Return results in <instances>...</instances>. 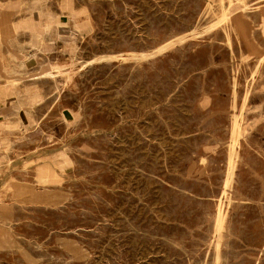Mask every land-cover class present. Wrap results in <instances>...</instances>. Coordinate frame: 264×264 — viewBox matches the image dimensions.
<instances>
[{
	"label": "rangeland",
	"instance_id": "1",
	"mask_svg": "<svg viewBox=\"0 0 264 264\" xmlns=\"http://www.w3.org/2000/svg\"><path fill=\"white\" fill-rule=\"evenodd\" d=\"M0 264H264V0H0Z\"/></svg>",
	"mask_w": 264,
	"mask_h": 264
},
{
	"label": "bare ground",
	"instance_id": "2",
	"mask_svg": "<svg viewBox=\"0 0 264 264\" xmlns=\"http://www.w3.org/2000/svg\"><path fill=\"white\" fill-rule=\"evenodd\" d=\"M181 37L176 38V39H171L169 42H167L165 45L155 49L152 52H146V53H142L143 57H148V56H152L155 55L157 53L163 52L165 49L175 45V43L180 42L181 41ZM181 43V42H180ZM100 61V60H99ZM53 72L52 71H47L45 74L42 75V77H47L48 75H51ZM239 128V122L235 120V129ZM223 222V215L222 213L219 211L218 213V218H217V224L220 227L222 225Z\"/></svg>",
	"mask_w": 264,
	"mask_h": 264
}]
</instances>
